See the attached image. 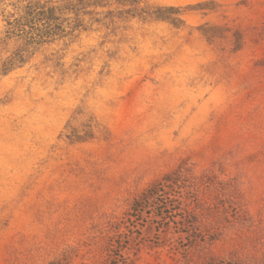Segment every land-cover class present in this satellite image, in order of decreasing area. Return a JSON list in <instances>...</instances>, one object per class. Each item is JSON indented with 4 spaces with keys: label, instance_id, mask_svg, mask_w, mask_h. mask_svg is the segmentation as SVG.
<instances>
[{
    "label": "rangeland",
    "instance_id": "obj_1",
    "mask_svg": "<svg viewBox=\"0 0 264 264\" xmlns=\"http://www.w3.org/2000/svg\"><path fill=\"white\" fill-rule=\"evenodd\" d=\"M147 2L106 66L0 53V264H264V0Z\"/></svg>",
    "mask_w": 264,
    "mask_h": 264
},
{
    "label": "trees",
    "instance_id": "obj_2",
    "mask_svg": "<svg viewBox=\"0 0 264 264\" xmlns=\"http://www.w3.org/2000/svg\"><path fill=\"white\" fill-rule=\"evenodd\" d=\"M180 14L178 7L151 4L147 0H0V53L10 52L1 60V72L6 74L22 67L49 49L45 61L61 66L64 53L83 34L96 43L88 44L87 52L79 54L91 58L102 56L106 66L121 58L132 23H167L179 29L183 25ZM203 34L207 39L213 36ZM60 44L62 47L56 49ZM76 60L81 61L78 57Z\"/></svg>",
    "mask_w": 264,
    "mask_h": 264
}]
</instances>
